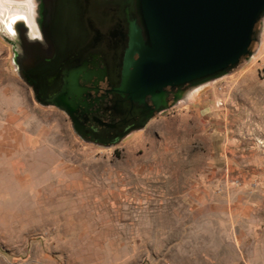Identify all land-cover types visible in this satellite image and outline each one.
I'll return each mask as SVG.
<instances>
[{"label":"rangeland","instance_id":"rangeland-1","mask_svg":"<svg viewBox=\"0 0 264 264\" xmlns=\"http://www.w3.org/2000/svg\"><path fill=\"white\" fill-rule=\"evenodd\" d=\"M0 3L33 30L0 32V264H264V13L236 65L100 144L13 63L40 0Z\"/></svg>","mask_w":264,"mask_h":264},{"label":"flooded vegetation","instance_id":"flooded-vegetation-1","mask_svg":"<svg viewBox=\"0 0 264 264\" xmlns=\"http://www.w3.org/2000/svg\"><path fill=\"white\" fill-rule=\"evenodd\" d=\"M1 7L2 3L0 11ZM25 8L5 13L14 23L23 21L29 31L25 37L31 39L29 3ZM40 16L44 44L25 43V57L16 60L19 47L13 41L15 60L34 98L42 104L66 103L71 112L67 116L84 139L100 144L119 142L141 128L168 98L174 100L192 86L163 87V103L154 102L149 94L139 99L128 92L123 71L129 22L139 25L129 0H40ZM0 31L6 35L1 25ZM16 37V31L8 36ZM131 58L135 60L137 53ZM72 77L75 89L68 93L66 85Z\"/></svg>","mask_w":264,"mask_h":264},{"label":"water","instance_id":"water-1","mask_svg":"<svg viewBox=\"0 0 264 264\" xmlns=\"http://www.w3.org/2000/svg\"><path fill=\"white\" fill-rule=\"evenodd\" d=\"M135 11L129 22L123 78L131 95L161 100L162 88L195 85L217 76L248 55L264 0H129ZM137 53L133 60L132 54ZM127 66L131 69L127 70ZM21 75V74H20ZM125 81V80H124ZM66 89H75L69 78ZM52 105L71 115L67 104ZM75 130V126L72 125Z\"/></svg>","mask_w":264,"mask_h":264},{"label":"bare ground","instance_id":"bare-ground-1","mask_svg":"<svg viewBox=\"0 0 264 264\" xmlns=\"http://www.w3.org/2000/svg\"><path fill=\"white\" fill-rule=\"evenodd\" d=\"M12 21L13 20L11 19L10 14L3 12L2 16L0 17V25L2 26V29H3L4 33H6L7 36H12V34H14V32H15V30L12 28V25H11ZM9 25H11V31H9ZM13 63L15 64L16 67H18V62L15 60V57L13 58ZM197 89H198V84L192 85L185 92H183V93L179 92L178 98L179 99L185 98L186 96H189L193 91H196Z\"/></svg>","mask_w":264,"mask_h":264},{"label":"snow or ice","instance_id":"snow-or-ice-1","mask_svg":"<svg viewBox=\"0 0 264 264\" xmlns=\"http://www.w3.org/2000/svg\"><path fill=\"white\" fill-rule=\"evenodd\" d=\"M28 2H31V0H28ZM9 31H11V25H9Z\"/></svg>","mask_w":264,"mask_h":264}]
</instances>
